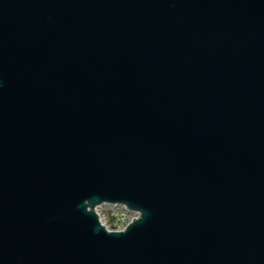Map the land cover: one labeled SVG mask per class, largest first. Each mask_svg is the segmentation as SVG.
<instances>
[{"label": "water", "instance_id": "95a60500", "mask_svg": "<svg viewBox=\"0 0 264 264\" xmlns=\"http://www.w3.org/2000/svg\"><path fill=\"white\" fill-rule=\"evenodd\" d=\"M0 264H264V0H0Z\"/></svg>", "mask_w": 264, "mask_h": 264}, {"label": "rangeland", "instance_id": "374dc122", "mask_svg": "<svg viewBox=\"0 0 264 264\" xmlns=\"http://www.w3.org/2000/svg\"><path fill=\"white\" fill-rule=\"evenodd\" d=\"M117 210L121 211L120 208H118ZM110 211L111 210L108 206H103L100 214L104 215V219L107 221L108 226L113 228L122 227L129 220L137 216L136 212L129 210L122 211L121 216H115L112 213H110Z\"/></svg>", "mask_w": 264, "mask_h": 264}, {"label": "clouds", "instance_id": "9594fccd", "mask_svg": "<svg viewBox=\"0 0 264 264\" xmlns=\"http://www.w3.org/2000/svg\"><path fill=\"white\" fill-rule=\"evenodd\" d=\"M137 215H138V214H137ZM124 232H125L124 229H121V230H119L118 232H115V233L112 232V231H110V230L107 231L108 234H122V233H124Z\"/></svg>", "mask_w": 264, "mask_h": 264}]
</instances>
